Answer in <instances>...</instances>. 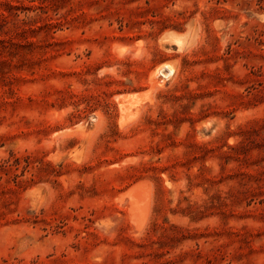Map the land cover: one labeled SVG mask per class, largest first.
Here are the masks:
<instances>
[{"label": "rangeland", "instance_id": "374dc122", "mask_svg": "<svg viewBox=\"0 0 264 264\" xmlns=\"http://www.w3.org/2000/svg\"><path fill=\"white\" fill-rule=\"evenodd\" d=\"M0 264H264V0H0Z\"/></svg>", "mask_w": 264, "mask_h": 264}, {"label": "bare ground", "instance_id": "6f19581e", "mask_svg": "<svg viewBox=\"0 0 264 264\" xmlns=\"http://www.w3.org/2000/svg\"><path fill=\"white\" fill-rule=\"evenodd\" d=\"M194 41V37L189 38L188 35H181L178 33H167L164 37H163V42L162 44H168V45H175L176 49L178 51H183L185 50L189 44H191ZM116 45V44H115ZM122 46V45H121ZM193 46V45H192ZM114 47V46H113ZM124 51V50H123ZM176 73V67L174 64L172 63H167L164 64L161 67H158V69L156 70V78L161 77V79H166V78H170L171 76H173ZM158 76V77H157ZM155 77V76H154ZM155 78V79H156ZM156 82V81H155ZM136 93V92H135ZM138 97V96H137ZM122 102H127L130 100V98L128 96H123L121 98ZM121 102V101H120ZM132 114V113H131ZM123 117V115H122ZM129 117V116H128ZM120 122V121H119ZM143 183V182H142ZM141 183V185H142ZM139 184V182L137 183ZM136 187V186H135ZM132 187L129 189V191L127 192V194L130 197L131 203H132V208H134V212L135 214L141 213L140 209L136 206L137 205V198L134 199L136 195L135 191L137 190V187ZM137 192V191H136ZM135 193V194H134ZM126 196V195H125ZM146 198V197H145ZM145 201V200H144ZM139 206V205H138ZM145 210V208H143ZM150 211V210H149ZM142 214V213H141ZM131 216V215H130ZM141 216V215H140ZM147 216V215H146ZM145 216V217H146ZM134 217V216H133ZM139 219V218H137ZM147 222V219H146ZM145 223V222H144ZM143 224V223H142ZM138 225V224H137ZM143 226V225H142ZM140 227V226H139Z\"/></svg>", "mask_w": 264, "mask_h": 264}]
</instances>
